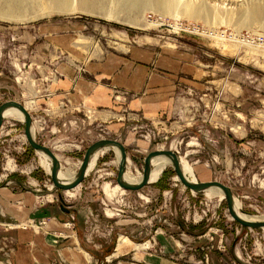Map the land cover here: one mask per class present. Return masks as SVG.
<instances>
[{"label":"rangeland","instance_id":"374dc122","mask_svg":"<svg viewBox=\"0 0 264 264\" xmlns=\"http://www.w3.org/2000/svg\"><path fill=\"white\" fill-rule=\"evenodd\" d=\"M70 2L73 14L33 20L39 8L28 0L32 20L0 18V107L27 106L36 143L65 168L78 171L101 140L125 147L133 177L143 175L147 155L170 150L197 183L228 187L242 213L264 217V0ZM146 52L182 59L172 119L102 124L79 107L41 100L59 65ZM117 176L109 151L77 188L57 190L24 122L4 119L1 200L13 204L11 192L37 198L28 212H0V264H264V232L234 221L225 198L191 191L172 167L138 191L119 188Z\"/></svg>","mask_w":264,"mask_h":264},{"label":"crops","instance_id":"0c3cea01","mask_svg":"<svg viewBox=\"0 0 264 264\" xmlns=\"http://www.w3.org/2000/svg\"><path fill=\"white\" fill-rule=\"evenodd\" d=\"M136 55L139 59L132 57ZM136 55L108 57L84 67L75 66L76 69L59 65L41 100L48 107L64 102L79 107L102 124H114L126 117L146 121L172 119L179 102L178 85L183 82L182 59L157 58L151 52L143 53V59ZM81 68L83 71H78ZM6 191L0 187V212H6L4 216L14 207L28 212L36 203L35 194L20 196L11 192L9 200L13 204L7 205L1 200Z\"/></svg>","mask_w":264,"mask_h":264},{"label":"bare ground","instance_id":"6f19581e","mask_svg":"<svg viewBox=\"0 0 264 264\" xmlns=\"http://www.w3.org/2000/svg\"><path fill=\"white\" fill-rule=\"evenodd\" d=\"M24 1L26 2L28 0H6L5 3L9 6V8L7 11L0 12L2 13L0 14V18L6 21H25V20L31 19L30 18L31 16L29 18H26L28 16L24 14V10H23L24 7L25 9L26 7H28V5H25L28 3H25ZM33 1H35L36 6L39 8V12L37 13L35 12L36 14H34V16L32 17L33 20L35 18L47 17L51 14L65 15V14H73L77 11L76 9L72 8L73 2H70V0H33ZM68 3L70 5H68ZM32 4L34 3L32 2ZM28 8L30 9V6ZM78 10L81 12L88 13V10L86 11L85 9L79 8ZM89 14H91V12ZM24 107L27 110V112L30 110L27 106H24ZM2 116H3V120L7 118H14L16 120L24 122L25 124V116L19 111L18 108H16L13 105L12 106L10 105L4 108L2 111ZM35 131H36V128L32 122L30 126V135L32 139H34ZM109 151L114 153L117 163H118V170L120 169L121 165L123 164V159H122V155L118 147L116 146L95 147L91 150L89 162H88V165L85 171V177H87L89 173L92 171V169L97 165L99 157L105 152H109ZM159 151H163V150H159ZM35 152H37L39 155H41L44 158V165L46 167V170L51 176L52 168L54 166L53 160L49 158V156L43 151H35ZM57 160L59 161L58 157H57ZM124 163H125L124 168H126L127 157ZM174 164L175 163L172 157H169L166 155H160V156L153 157L150 162L148 185L157 184L160 181L161 176L167 167H172L174 170ZM81 167H82V162L80 163V167L78 171L71 169V168H65L63 167V165L60 164V169L57 172V181L59 182V184L63 186L72 185L78 179ZM179 168H180L181 174L183 175V177L185 178L187 182L193 185L197 184V182L195 181L193 177L191 170L183 166L180 160H179ZM143 180H144V173L143 175H140L138 177H133V176H130L128 173L124 172L121 178V183L127 186H138L139 184L142 183ZM69 191H64V192H69ZM203 192H205L208 196L218 195L222 198H225V194L218 187L212 186V187L205 189ZM231 206H232L233 212L235 213V215H237V217L241 221H244L250 224H254V223L264 224V217H255V216L242 213L238 202L233 197H232ZM261 230L264 232V226L261 228ZM127 244H128V241L122 238L117 246V250L119 252L122 251L127 246Z\"/></svg>","mask_w":264,"mask_h":264},{"label":"water","instance_id":"95a60500","mask_svg":"<svg viewBox=\"0 0 264 264\" xmlns=\"http://www.w3.org/2000/svg\"><path fill=\"white\" fill-rule=\"evenodd\" d=\"M10 105L11 106L13 105L16 108H18L19 111L25 116V137H26L29 145L31 146V148L34 149L35 151H43L44 153H46L49 156V158H51L53 160L54 166L52 168V172H51L50 177H51V181L53 183V186L57 190L69 191V190H73V189L77 188L81 184V182L85 178V171H86V168H87V165L89 162L91 150L93 148L103 147V146H116L119 148L121 155H122V159H123V164L121 165L120 169L118 170V176H117V181H116L121 189L128 190V191H138L141 188L148 185L151 159L153 157H156V156L166 155V156L172 157V159L175 163L174 164V171L176 173V176L178 177L179 181L186 188L190 189L193 192H201V191H204L205 189L212 187V186L218 187L225 194V199L227 200V204H228V210H229L231 218L234 221L239 223L241 226L248 227V228H259V229H261L264 226V224H260V223H254V224L246 223L244 221H241L237 217V215H235V213L232 210V206H231L233 196H232L231 191L228 187H226L220 183H217V182L200 183V184L197 183L195 185L187 182L180 172L178 156L175 153L171 152L170 150H168V151H155V152H152L149 155H147V157L144 160V169H143L144 180L138 186H127V185H123L121 183V178L125 172V168H124L125 163L124 162H125V159L127 157L125 147L121 143H119L115 140H101V141H98L97 143L93 144L91 147H89L87 149V151L83 157V160H82V167H81L78 179L70 186L60 185L59 182L57 181V172L60 169V164H59V161L57 160V156L53 153V151L51 149H49L43 145L37 144L35 139L31 138L30 126L32 124V118L23 105L16 103V102H9V103H6L0 107V129H1L2 122H3L2 111L4 108H6L7 106H10ZM59 199L61 202H63V200L61 198H59Z\"/></svg>","mask_w":264,"mask_h":264}]
</instances>
